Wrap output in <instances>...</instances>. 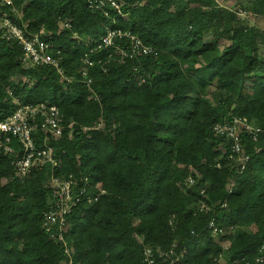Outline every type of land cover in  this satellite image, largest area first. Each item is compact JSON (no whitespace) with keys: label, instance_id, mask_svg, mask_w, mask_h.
<instances>
[{"label":"trees","instance_id":"obj_1","mask_svg":"<svg viewBox=\"0 0 264 264\" xmlns=\"http://www.w3.org/2000/svg\"><path fill=\"white\" fill-rule=\"evenodd\" d=\"M118 1L123 14L108 6L107 15L88 0H0V19L45 29L64 71L25 61L21 42L0 27V120L45 103L59 108L63 129L50 140L54 166L19 171L17 138L13 152H0V264H147V247L153 264H264V140L243 136V167L211 129L241 116L264 127V32L246 19L264 16V0L237 9ZM111 24L153 50L121 57L128 36L100 47ZM32 123L43 147L41 119ZM52 174H72L76 196L84 186L99 195H81L66 215L70 254L43 223L56 199Z\"/></svg>","mask_w":264,"mask_h":264},{"label":"built area","instance_id":"obj_2","mask_svg":"<svg viewBox=\"0 0 264 264\" xmlns=\"http://www.w3.org/2000/svg\"><path fill=\"white\" fill-rule=\"evenodd\" d=\"M89 7L92 10L103 9L107 15H110L108 6L115 9L117 12L122 13V7L118 0H88ZM20 10L15 9V14L18 15ZM238 14H246L244 11H238ZM4 19H0V27L6 30L2 37L7 39H17L21 42L23 47V59L32 64H47L55 67L60 73L64 74L60 61L48 48L50 45L45 39L46 31L42 28L38 32H33L28 29V23H24L23 27L13 22L6 13L3 14ZM128 36L130 38V45L127 47H118V53L121 57H135L137 54H147L153 50V47L143 43L131 31H125L120 28H114L113 24L108 25L106 33L100 37L99 46H111L115 43L116 37ZM86 76L87 72L83 71ZM91 79L88 78V81ZM40 118L41 126L44 130L45 136L43 147H37L33 138V120ZM62 115L59 108L55 105H46L40 103L39 105H20L14 114L8 116L4 120H0V152L4 151L11 153L14 147L10 144L12 138H17L21 142L22 154L16 159V165L19 171L26 172L30 167L38 162H49L52 165L57 164V160L53 155V147L50 145L51 137H59L63 134L61 126ZM211 129L225 140L230 149L227 157L233 160L243 162V167L250 159V155L244 150V138H249L252 141L264 140V127L254 124L248 116L234 117L231 120L223 122H216L212 125ZM88 179V178H85ZM53 187L55 188V201L50 208L43 213L44 226L49 236L57 239L65 246L64 250L70 254V248L65 239V231L68 228L66 215L71 211L72 207L80 200L81 195L85 196L90 202L97 200L99 195L91 196L85 195L87 187L84 186L77 194L74 193V186L76 179L72 174L68 177L60 178L52 174L50 178ZM189 183H194L192 178ZM210 227L213 232L222 230L215 222L211 221ZM264 248V245L262 246ZM145 261L147 264H153L154 261L149 257L153 249L146 248ZM183 254V251H182ZM259 261H263V258ZM69 264H72L70 261ZM235 264H251L248 261H236Z\"/></svg>","mask_w":264,"mask_h":264},{"label":"rangeland","instance_id":"obj_3","mask_svg":"<svg viewBox=\"0 0 264 264\" xmlns=\"http://www.w3.org/2000/svg\"><path fill=\"white\" fill-rule=\"evenodd\" d=\"M249 1L250 0H222L221 2L224 3L226 2V4L230 5L231 7H233L234 9H237L239 5H242V6H246L249 4ZM246 19L247 21L249 22V24H253L255 26L258 27V29H260L262 32H264V16H261V15H253V14H247L246 15ZM211 38V34L208 33L206 35V39H210ZM91 202V201H90ZM226 245H229V241H225ZM179 259V258H177Z\"/></svg>","mask_w":264,"mask_h":264}]
</instances>
